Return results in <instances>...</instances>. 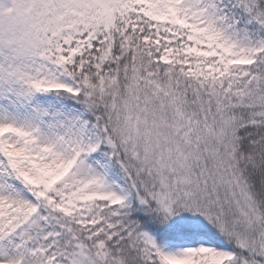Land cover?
Returning <instances> with one entry per match:
<instances>
[{
    "label": "snow or ice",
    "instance_id": "obj_1",
    "mask_svg": "<svg viewBox=\"0 0 264 264\" xmlns=\"http://www.w3.org/2000/svg\"><path fill=\"white\" fill-rule=\"evenodd\" d=\"M0 264H264V0H0Z\"/></svg>",
    "mask_w": 264,
    "mask_h": 264
}]
</instances>
